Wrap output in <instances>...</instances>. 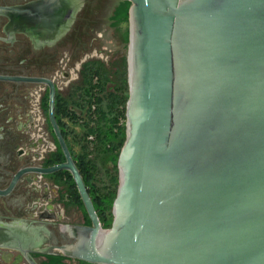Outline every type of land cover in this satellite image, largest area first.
Listing matches in <instances>:
<instances>
[{"label": "water", "instance_id": "1", "mask_svg": "<svg viewBox=\"0 0 264 264\" xmlns=\"http://www.w3.org/2000/svg\"><path fill=\"white\" fill-rule=\"evenodd\" d=\"M123 1L125 139L109 227L56 121L53 84L11 77L49 84L48 119L64 160L18 170L0 193L26 172L67 171L89 223L67 224L61 232L73 241L36 250L24 245L39 233L7 227L0 246L29 264H38L29 252L51 249L91 264H264V0ZM61 4L24 7L33 19L21 28L59 37L76 13L61 22Z\"/></svg>", "mask_w": 264, "mask_h": 264}, {"label": "flooded vegetation", "instance_id": "2", "mask_svg": "<svg viewBox=\"0 0 264 264\" xmlns=\"http://www.w3.org/2000/svg\"><path fill=\"white\" fill-rule=\"evenodd\" d=\"M43 1L46 0H0L1 191L20 169L47 167L64 160L59 148L62 160L51 162L56 158L59 145L48 119L49 84L14 78L41 77L51 81L55 89V118L59 116L64 120L66 127L59 128L67 133L69 140L68 134L80 130L75 129L77 125L69 118L75 111L71 98L81 66L91 59H104L99 56L105 53L99 45L104 5L101 0H64L65 4L60 7L66 13L61 22L69 20L74 7L76 13L71 25H66L59 37L56 32L34 33L21 28L22 22L33 19L23 8ZM36 10H43L41 4ZM58 100L68 101L65 110L58 109ZM66 186L56 173L26 172L10 192L0 193V242L4 241L1 237L7 227L28 228L39 233V239H31L24 245L32 250L73 241L61 232L64 227L87 223L82 206L74 202ZM29 254L38 264H47L51 261L48 256L60 253L51 249L49 253ZM76 261L78 259L67 256L63 259L65 263ZM0 264L29 263L19 250L0 246Z\"/></svg>", "mask_w": 264, "mask_h": 264}, {"label": "trees", "instance_id": "3", "mask_svg": "<svg viewBox=\"0 0 264 264\" xmlns=\"http://www.w3.org/2000/svg\"><path fill=\"white\" fill-rule=\"evenodd\" d=\"M130 2L118 0L116 10L112 13V25L128 20ZM121 41H128V30L123 31ZM72 103L75 111L69 120L80 130L68 134L62 130L72 157L84 179L97 211L102 227H109L111 222V205L118 186L117 156L125 139V101L127 100V61L125 55H119L106 62L91 59L80 69L79 78L74 84ZM68 102V101H67ZM66 101L58 100V109H66ZM57 118L59 126H65L64 120ZM121 119L123 121H121ZM73 143V144H72ZM77 146L74 150L73 146ZM62 154L58 147L56 158L51 162L61 161ZM103 166L108 184L102 190L97 186L96 177L99 167ZM56 175L72 194L74 202L80 204L86 215L76 186L69 172L59 171ZM47 264H91L78 260L76 263L63 262L60 254L48 256Z\"/></svg>", "mask_w": 264, "mask_h": 264}, {"label": "rangeland", "instance_id": "4", "mask_svg": "<svg viewBox=\"0 0 264 264\" xmlns=\"http://www.w3.org/2000/svg\"><path fill=\"white\" fill-rule=\"evenodd\" d=\"M104 4L101 10L102 20L99 24L102 28V34L100 37V44L104 50V54H100L99 56H103L106 62H109L111 59H114L119 55H125L127 61V51H128V41L123 44L121 41V35L123 31L128 30V20L125 22H121L118 25H112L111 15L113 13V7L118 3L117 0H101ZM130 6V5H129ZM129 9V8H128ZM96 51L94 50L93 53ZM124 120V119H123ZM121 119V121H123ZM75 129H79L78 126H75ZM103 166L99 167V173L96 177L97 186L102 190L105 185L108 183V178L105 175V171L103 170ZM111 211V209H110ZM112 217V216H111ZM81 218V217H80ZM111 223V222H110Z\"/></svg>", "mask_w": 264, "mask_h": 264}, {"label": "crops", "instance_id": "5", "mask_svg": "<svg viewBox=\"0 0 264 264\" xmlns=\"http://www.w3.org/2000/svg\"><path fill=\"white\" fill-rule=\"evenodd\" d=\"M73 147H74V150H77V147L75 145Z\"/></svg>", "mask_w": 264, "mask_h": 264}]
</instances>
